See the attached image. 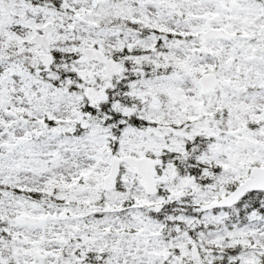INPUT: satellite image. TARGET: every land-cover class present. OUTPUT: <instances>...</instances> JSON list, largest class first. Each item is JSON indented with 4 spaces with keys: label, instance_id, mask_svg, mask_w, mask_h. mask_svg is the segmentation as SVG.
<instances>
[{
    "label": "snow or ice",
    "instance_id": "6c2138e0",
    "mask_svg": "<svg viewBox=\"0 0 264 264\" xmlns=\"http://www.w3.org/2000/svg\"><path fill=\"white\" fill-rule=\"evenodd\" d=\"M0 264H264V0H0Z\"/></svg>",
    "mask_w": 264,
    "mask_h": 264
}]
</instances>
